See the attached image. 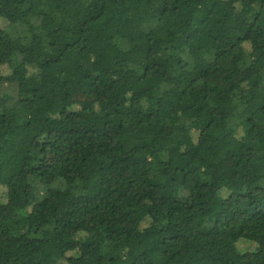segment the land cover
<instances>
[{"label": "trees", "instance_id": "trees-1", "mask_svg": "<svg viewBox=\"0 0 264 264\" xmlns=\"http://www.w3.org/2000/svg\"><path fill=\"white\" fill-rule=\"evenodd\" d=\"M0 86V264H264V0H0Z\"/></svg>", "mask_w": 264, "mask_h": 264}, {"label": "rangeland", "instance_id": "rangeland-1", "mask_svg": "<svg viewBox=\"0 0 264 264\" xmlns=\"http://www.w3.org/2000/svg\"><path fill=\"white\" fill-rule=\"evenodd\" d=\"M3 93H5L4 89L2 86H0V95ZM70 98L72 101L81 102V101H84L85 99H88V96L85 94H81V93H78V94L74 93L70 96ZM0 195H2V192L0 193ZM11 209H12L11 206H8L5 208L6 212L9 214L11 213ZM249 245H251V244H243L242 246H244V248H245V246L249 247ZM83 261H84V259H83Z\"/></svg>", "mask_w": 264, "mask_h": 264}]
</instances>
